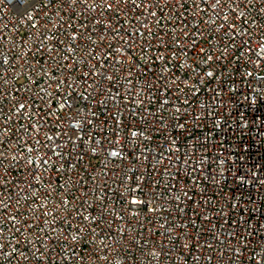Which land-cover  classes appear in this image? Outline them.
Masks as SVG:
<instances>
[{"label":"built area","instance_id":"2783aa9c","mask_svg":"<svg viewBox=\"0 0 264 264\" xmlns=\"http://www.w3.org/2000/svg\"><path fill=\"white\" fill-rule=\"evenodd\" d=\"M0 264H264V0H0Z\"/></svg>","mask_w":264,"mask_h":264},{"label":"snow or ice","instance_id":"6c2138e0","mask_svg":"<svg viewBox=\"0 0 264 264\" xmlns=\"http://www.w3.org/2000/svg\"><path fill=\"white\" fill-rule=\"evenodd\" d=\"M109 7H110V5H109ZM21 107H23V106H21ZM133 203H136V201H133Z\"/></svg>","mask_w":264,"mask_h":264}]
</instances>
